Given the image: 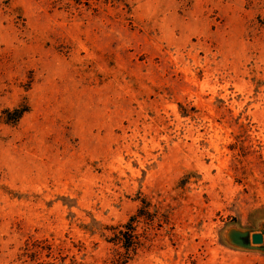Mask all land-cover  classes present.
I'll list each match as a JSON object with an SVG mask.
<instances>
[{
	"label": "clouds",
	"instance_id": "clouds-1",
	"mask_svg": "<svg viewBox=\"0 0 264 264\" xmlns=\"http://www.w3.org/2000/svg\"><path fill=\"white\" fill-rule=\"evenodd\" d=\"M89 3L0 0V264H264V0Z\"/></svg>",
	"mask_w": 264,
	"mask_h": 264
},
{
	"label": "rangeland",
	"instance_id": "rangeland-1",
	"mask_svg": "<svg viewBox=\"0 0 264 264\" xmlns=\"http://www.w3.org/2000/svg\"><path fill=\"white\" fill-rule=\"evenodd\" d=\"M100 2V0H97V3H99ZM81 3V0H76V4L77 5H79ZM103 3L104 4H107L108 3V0H103ZM83 7H85V8H92V11L95 13V14H99V8H93L92 7V4L91 3H89V0H83ZM215 30V26H213V31ZM195 42V41H194ZM62 47H69V45H63ZM81 55H84V53H81ZM201 55H203V53H201ZM140 61L141 62H143V57H140ZM142 69H137L136 70V74H137V76H140L141 75V73H142ZM258 212H264V209H261V210H258ZM142 215H144V212L142 211ZM231 223L232 224H235V225H238L237 227H231V228H229V233H230V231L231 230H243V231H250L251 233H255V232H261V231H263L264 230V224H261V225H259V231H257L256 229H257V221H256V219H254L253 217H249V220H248V223L246 224V225H241L240 224V221L239 220H237V219H235V218H232V220H231ZM230 240V239H229ZM230 243H232L231 241H230ZM232 245L234 246V247H236V248H239V249H241V250H243V251H250V250H252V248L251 249H248V248H243V247H240V246H237V245H235V244H233L232 243ZM253 246H258V247H260V245H253ZM46 248H48V249H50L51 248V246L50 245H46L45 246ZM31 258H35V254H32V257Z\"/></svg>",
	"mask_w": 264,
	"mask_h": 264
},
{
	"label": "water",
	"instance_id": "water-1",
	"mask_svg": "<svg viewBox=\"0 0 264 264\" xmlns=\"http://www.w3.org/2000/svg\"><path fill=\"white\" fill-rule=\"evenodd\" d=\"M229 239L233 244L243 248L251 249L258 247L253 245H260V248H264V230L255 233L243 230H231Z\"/></svg>",
	"mask_w": 264,
	"mask_h": 264
},
{
	"label": "trees",
	"instance_id": "trees-1",
	"mask_svg": "<svg viewBox=\"0 0 264 264\" xmlns=\"http://www.w3.org/2000/svg\"><path fill=\"white\" fill-rule=\"evenodd\" d=\"M142 209L140 210V212L138 213L139 215H142L143 213H142ZM135 220H136V217L134 216V217H131L130 218V220H129V222H128V224L127 225H125V227L127 228V229H129V230H131L132 229V226H133V224H134V222H135Z\"/></svg>",
	"mask_w": 264,
	"mask_h": 264
}]
</instances>
